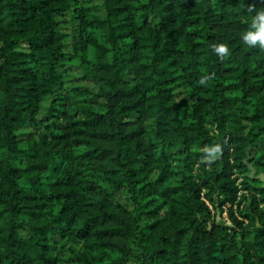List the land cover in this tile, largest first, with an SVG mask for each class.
I'll return each mask as SVG.
<instances>
[{
  "label": "trees",
  "instance_id": "obj_1",
  "mask_svg": "<svg viewBox=\"0 0 264 264\" xmlns=\"http://www.w3.org/2000/svg\"><path fill=\"white\" fill-rule=\"evenodd\" d=\"M259 8L0 0V264H264Z\"/></svg>",
  "mask_w": 264,
  "mask_h": 264
},
{
  "label": "clouds",
  "instance_id": "obj_2",
  "mask_svg": "<svg viewBox=\"0 0 264 264\" xmlns=\"http://www.w3.org/2000/svg\"><path fill=\"white\" fill-rule=\"evenodd\" d=\"M240 39L243 45L251 48L264 49V8H259L251 18V22L246 30L240 33ZM217 55L226 57L230 55V48L226 43H218L213 46ZM202 84L206 78L202 77ZM222 151L220 144H215L207 148L205 159L209 162L215 160Z\"/></svg>",
  "mask_w": 264,
  "mask_h": 264
},
{
  "label": "rangeland",
  "instance_id": "obj_3",
  "mask_svg": "<svg viewBox=\"0 0 264 264\" xmlns=\"http://www.w3.org/2000/svg\"><path fill=\"white\" fill-rule=\"evenodd\" d=\"M95 4L96 3H94V5ZM64 19H66L65 16H64ZM64 79H65V82H66V86L67 87L72 86V85H82V84L89 85V86L92 85L91 82L85 81V80L81 79L80 76L78 75L77 71L75 70V68H70V69L67 68L66 69V72L64 73ZM45 104H47V101L45 102ZM39 116H41V114ZM251 154H254V151L253 150L251 151ZM250 165L252 166V164H250ZM117 198L119 200L124 201L128 197H127L126 192L124 191V192L118 194L117 195ZM244 205H245V203L242 202V205L241 206H239V207L238 206H236V207L234 206L233 207V210L235 211V213L237 214L238 217H240L238 215L239 214L238 213L239 212L238 210H239V208L242 209V206H244ZM228 210H229V208H228L227 205L226 206H223V212L219 216H221L223 220H226L229 223L230 220H229V217H228ZM61 259L66 260L67 259V255L61 257Z\"/></svg>",
  "mask_w": 264,
  "mask_h": 264
},
{
  "label": "water",
  "instance_id": "obj_4",
  "mask_svg": "<svg viewBox=\"0 0 264 264\" xmlns=\"http://www.w3.org/2000/svg\"><path fill=\"white\" fill-rule=\"evenodd\" d=\"M250 168H251V172H250V175L251 176H254L256 175L258 178H260L262 181H263V185H264V172H261L259 174H255L256 173V170L253 166L249 165Z\"/></svg>",
  "mask_w": 264,
  "mask_h": 264
},
{
  "label": "built area",
  "instance_id": "obj_5",
  "mask_svg": "<svg viewBox=\"0 0 264 264\" xmlns=\"http://www.w3.org/2000/svg\"><path fill=\"white\" fill-rule=\"evenodd\" d=\"M241 192H242V191H241V190H239V191H238V195H240V194H241Z\"/></svg>",
  "mask_w": 264,
  "mask_h": 264
}]
</instances>
